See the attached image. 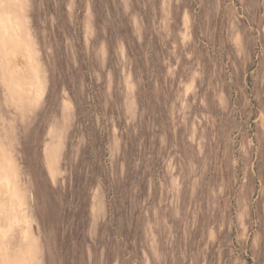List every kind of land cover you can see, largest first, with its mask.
<instances>
[{
	"label": "rangeland",
	"instance_id": "374dc122",
	"mask_svg": "<svg viewBox=\"0 0 264 264\" xmlns=\"http://www.w3.org/2000/svg\"><path fill=\"white\" fill-rule=\"evenodd\" d=\"M0 264H264V0H0Z\"/></svg>",
	"mask_w": 264,
	"mask_h": 264
},
{
	"label": "bare ground",
	"instance_id": "6f19581e",
	"mask_svg": "<svg viewBox=\"0 0 264 264\" xmlns=\"http://www.w3.org/2000/svg\"><path fill=\"white\" fill-rule=\"evenodd\" d=\"M10 52H12V51H10Z\"/></svg>",
	"mask_w": 264,
	"mask_h": 264
}]
</instances>
